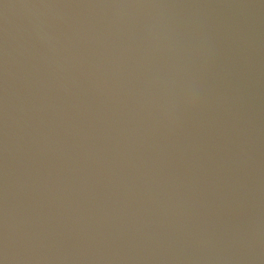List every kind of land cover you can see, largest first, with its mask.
<instances>
[{"label": "water", "instance_id": "1", "mask_svg": "<svg viewBox=\"0 0 264 264\" xmlns=\"http://www.w3.org/2000/svg\"><path fill=\"white\" fill-rule=\"evenodd\" d=\"M0 264H264V0H0Z\"/></svg>", "mask_w": 264, "mask_h": 264}]
</instances>
